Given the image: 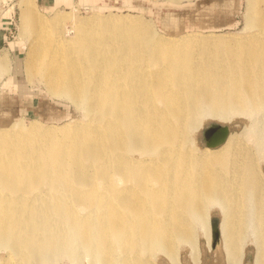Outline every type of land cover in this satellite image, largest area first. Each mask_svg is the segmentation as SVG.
<instances>
[{"label":"bare ground","instance_id":"bare-ground-1","mask_svg":"<svg viewBox=\"0 0 264 264\" xmlns=\"http://www.w3.org/2000/svg\"><path fill=\"white\" fill-rule=\"evenodd\" d=\"M18 8L27 80L89 120L0 129V264H154L156 253L177 264L181 246L195 260L214 209L225 264H242L246 244L264 264V0H246L244 36L167 37L136 15L92 12L68 38L59 13ZM45 23L59 34H41ZM234 118L245 125L217 148L192 137L205 119Z\"/></svg>","mask_w":264,"mask_h":264},{"label":"rangeland","instance_id":"rangeland-1","mask_svg":"<svg viewBox=\"0 0 264 264\" xmlns=\"http://www.w3.org/2000/svg\"><path fill=\"white\" fill-rule=\"evenodd\" d=\"M36 12L45 19H50L59 13L65 19L57 27L68 28L66 36L72 37L70 25L89 17L92 12L104 14H130L147 22L156 35L174 37L180 34L198 32L202 34H225L244 36L251 34L254 29L246 28L245 12L246 0H33ZM19 0H0V55L7 53L8 74L0 78V129L9 128L13 124L29 127L37 122L42 127L49 125L61 126L65 123H76L89 120L81 108L76 107L66 98L50 94L43 81L34 77L30 81L26 78L25 62L27 60L28 41L30 37L20 33ZM41 17V18H42ZM45 23L41 34L58 35L59 30H50ZM47 27V28H46ZM61 32V31H60ZM8 76H7V75ZM10 77V78H9ZM9 79V80H8ZM241 118H234L229 122L205 119L199 130L192 137L201 148L202 130L211 123L227 125L230 133H237L235 124L241 128L245 125ZM264 174V166H261ZM214 209V208H213ZM220 215L216 209L211 210L209 222ZM212 242L211 227L209 228ZM200 230L197 232V258H190L189 247L181 246L177 253V264H225L221 242L220 250L211 249ZM220 253V256L217 254ZM242 264L249 260L252 264L254 248L245 245ZM7 255L6 250L0 249V261ZM221 258V259H220ZM154 264H168V258L156 253L150 257ZM219 260V261H218ZM57 264H71L68 259H61ZM80 264H93L83 258ZM170 264V262H169Z\"/></svg>","mask_w":264,"mask_h":264},{"label":"water","instance_id":"water-1","mask_svg":"<svg viewBox=\"0 0 264 264\" xmlns=\"http://www.w3.org/2000/svg\"><path fill=\"white\" fill-rule=\"evenodd\" d=\"M241 128L239 124L234 125V129L238 131ZM231 132V128L227 125H221L217 123H211L202 130L201 143L210 149H214L222 145ZM219 221L217 219L210 220L212 242L211 249L220 250V234L218 229ZM220 255V253H218ZM244 264H250L249 260L245 261Z\"/></svg>","mask_w":264,"mask_h":264}]
</instances>
